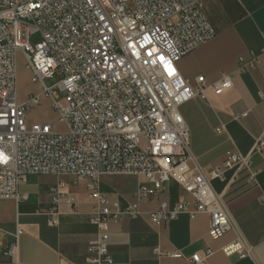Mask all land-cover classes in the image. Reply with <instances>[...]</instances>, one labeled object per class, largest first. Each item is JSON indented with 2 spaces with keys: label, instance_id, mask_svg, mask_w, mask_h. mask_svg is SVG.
<instances>
[{
  "label": "built area",
  "instance_id": "2783aa9c",
  "mask_svg": "<svg viewBox=\"0 0 264 264\" xmlns=\"http://www.w3.org/2000/svg\"><path fill=\"white\" fill-rule=\"evenodd\" d=\"M36 33L41 40L32 45L28 39ZM215 36L203 0H0V156L6 158L0 160V201L25 200L20 187L31 175L85 180L96 201L91 223L97 229L87 264H113L111 226L142 216L138 204L123 208L101 192L103 175L143 177L135 195L139 202L175 181L193 202L174 207L161 203L149 214L150 222L162 225L181 214L192 219L208 214L210 238L225 237L233 227L212 183L226 181L230 170L249 168L250 155L230 154L222 165L204 172L191 153L190 129L180 107L195 98L207 100L208 89L229 90L235 77L208 85L201 76L193 85L177 66ZM19 55L26 60L30 83L40 85V92L25 100L19 95ZM258 63L253 55L240 61L239 71L248 72ZM57 74L63 77L57 86L61 100L44 83ZM42 97L50 99L56 122H29V112L42 105ZM255 150L264 152V142ZM64 186L59 182L51 191L46 214L53 226L60 223ZM16 248L9 250L13 259ZM243 248L238 241L223 252L232 256ZM167 255L209 264L214 251L189 258L179 251Z\"/></svg>",
  "mask_w": 264,
  "mask_h": 264
},
{
  "label": "crops",
  "instance_id": "0c3cea01",
  "mask_svg": "<svg viewBox=\"0 0 264 264\" xmlns=\"http://www.w3.org/2000/svg\"><path fill=\"white\" fill-rule=\"evenodd\" d=\"M203 12L216 36L183 57L178 70L193 85L201 76L208 85L229 75L235 81L221 93L208 89L207 100L192 99L180 112L190 129L191 153L204 172L222 165L230 154L250 155L249 168L230 170L226 181L212 183L233 228L215 241L209 236L208 214L193 219L181 214L174 221L154 225L149 214L158 211L161 203L174 207L192 203L193 198L171 180L156 196L139 202L135 195L145 182L143 177L103 175L100 190L110 201H119L123 208L138 204L142 213L111 226L113 264H191L167 254L179 251L189 258L206 249L214 251L209 264H264V152L255 150L259 141L264 142V0H203ZM253 55L259 63L240 72V61H249ZM48 105L50 99L42 97L41 106ZM253 174L255 181H251ZM59 182L65 184L66 199L60 204V223L53 226L46 211ZM87 186L72 175H31L20 187L25 200L0 201V264H87L89 243L97 238L91 223L96 201ZM238 241L243 250L227 256L223 249ZM15 244L13 259L9 250Z\"/></svg>",
  "mask_w": 264,
  "mask_h": 264
},
{
  "label": "rangeland",
  "instance_id": "374dc122",
  "mask_svg": "<svg viewBox=\"0 0 264 264\" xmlns=\"http://www.w3.org/2000/svg\"><path fill=\"white\" fill-rule=\"evenodd\" d=\"M32 45H36L40 42V34H32L29 39ZM19 95L21 99H26L29 94H38L40 92V85H33L30 83V73L26 68V60L23 55H19ZM62 75H55L53 79L45 80V85L49 88H53V93L58 95L61 100L63 93L57 87L62 81ZM28 120L30 123H53L57 121V115L53 112L51 106L49 107H35L29 112ZM57 126L60 130L64 131L63 125L57 122Z\"/></svg>",
  "mask_w": 264,
  "mask_h": 264
},
{
  "label": "snow or ice",
  "instance_id": "6c2138e0",
  "mask_svg": "<svg viewBox=\"0 0 264 264\" xmlns=\"http://www.w3.org/2000/svg\"><path fill=\"white\" fill-rule=\"evenodd\" d=\"M149 55H151V53H149ZM161 59H163V58H161ZM169 74H172V69L171 68H169ZM0 160H4L6 162V158L5 157L0 156Z\"/></svg>",
  "mask_w": 264,
  "mask_h": 264
}]
</instances>
